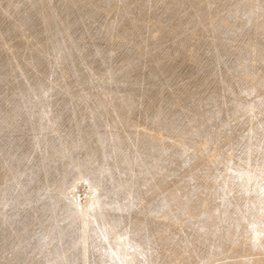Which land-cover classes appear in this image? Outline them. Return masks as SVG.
Wrapping results in <instances>:
<instances>
[{"label": "rangeland", "instance_id": "374dc122", "mask_svg": "<svg viewBox=\"0 0 264 264\" xmlns=\"http://www.w3.org/2000/svg\"><path fill=\"white\" fill-rule=\"evenodd\" d=\"M0 264H264V0H0Z\"/></svg>", "mask_w": 264, "mask_h": 264}, {"label": "bare ground", "instance_id": "6f19581e", "mask_svg": "<svg viewBox=\"0 0 264 264\" xmlns=\"http://www.w3.org/2000/svg\"><path fill=\"white\" fill-rule=\"evenodd\" d=\"M112 203V202H111ZM96 206V205H95ZM99 209V208H98ZM97 210V209H96ZM87 225V224H86Z\"/></svg>", "mask_w": 264, "mask_h": 264}]
</instances>
